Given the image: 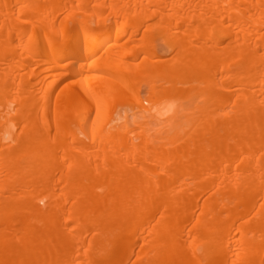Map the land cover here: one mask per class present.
Instances as JSON below:
<instances>
[{"label":"bare ground","instance_id":"1","mask_svg":"<svg viewBox=\"0 0 264 264\" xmlns=\"http://www.w3.org/2000/svg\"><path fill=\"white\" fill-rule=\"evenodd\" d=\"M0 264H264V0H0Z\"/></svg>","mask_w":264,"mask_h":264},{"label":"rangeland","instance_id":"2","mask_svg":"<svg viewBox=\"0 0 264 264\" xmlns=\"http://www.w3.org/2000/svg\"><path fill=\"white\" fill-rule=\"evenodd\" d=\"M56 4V2H51V3H49V4H45V6L43 7V10H41L40 11V13H42L43 11H45V10H47L49 7H51L52 5H55ZM152 21H154V20H152ZM151 23V22H150ZM153 23V22H152ZM163 27H162V29L160 28V30H161V33H158V31H160V30H158L157 32H156V34H155V37H157L156 39H157V44H158V46H157V48H156V53H157V51H158V55H161L163 58L165 57V58H168L170 55H168L167 53H166V48H164L160 43H161V38L164 36H162L161 34H162V31H163ZM173 30V29H172ZM143 31H145V30H141L140 32H141V34H142V32ZM164 32V31H163ZM144 33V32H143ZM158 34V35H157ZM161 51V52H160ZM169 54H170V52H169ZM64 84V83H63ZM63 84H61L60 83V86L59 87H61ZM146 87H147V85H146ZM143 88V87H142ZM141 88V89H142ZM145 86H144V89H142L141 90V93L143 94V91H144V93H145ZM182 100H183V102H182ZM178 99L176 102H177V105H176V107H177V109L178 110H184L186 107H190L191 105H192V101H194V99H190L189 100V98L186 100V99ZM186 100V101H185ZM124 102L125 101H123V102H120V104H124ZM184 102H186V107H185V104H184ZM120 104H118V106L116 105V107L114 108V110H115V112H113V113H111V116L110 117H112V118H114V119H116L118 116L119 117H122L123 115H125L128 119H130L131 120V117L133 118V110H130V106H129V104L126 106H124V107H122L123 106V104H122V106L120 105ZM129 106V107H128ZM118 108V109H117ZM124 108V109H123ZM129 109V110H128ZM118 110H119V112H118ZM124 110H127L126 112L124 111ZM124 111V112H123ZM123 112V113H122ZM132 113V114H131ZM123 114V115H122ZM116 117V118H115ZM118 117V118H119Z\"/></svg>","mask_w":264,"mask_h":264}]
</instances>
